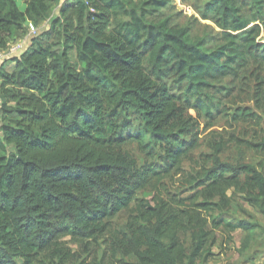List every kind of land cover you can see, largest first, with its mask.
Wrapping results in <instances>:
<instances>
[{
	"label": "trees",
	"instance_id": "trees-1",
	"mask_svg": "<svg viewBox=\"0 0 264 264\" xmlns=\"http://www.w3.org/2000/svg\"><path fill=\"white\" fill-rule=\"evenodd\" d=\"M22 1L24 13L0 0V50L27 21L48 27L0 65V264H66L65 238L90 257L108 247V261L90 264H199L237 230L262 227L243 208L235 219L226 192L264 216V129L246 141L249 161L223 160L218 145L193 205L173 209L152 188L199 146L200 119L261 126L226 101L252 67L264 70V0H204L200 15L220 31L203 34L177 23L174 0ZM131 210L112 235L111 221Z\"/></svg>",
	"mask_w": 264,
	"mask_h": 264
},
{
	"label": "rangeland",
	"instance_id": "rangeland-1",
	"mask_svg": "<svg viewBox=\"0 0 264 264\" xmlns=\"http://www.w3.org/2000/svg\"><path fill=\"white\" fill-rule=\"evenodd\" d=\"M19 3L20 7H23L21 2ZM60 5L57 4L53 7V16L57 15ZM203 5L204 0H192L188 3H183L182 0H174V11L179 13L176 18L177 23L181 26L193 23L195 26L194 32L199 34L212 30L219 32L220 29L212 21L204 20L200 15ZM193 19H197L198 22H195ZM47 27V22L38 28L35 26L29 28L27 26V29L20 34L19 38L14 41L11 40L7 47L20 41L26 42L28 47L32 40L38 36L39 30L46 29ZM259 41L264 43V37L261 36ZM70 58L74 64L77 63L76 51L70 53ZM11 64V62L6 63L8 71H10L8 68ZM250 71L252 72L248 73L245 78L238 82V88L234 97L226 101L227 111H233L238 106L248 107L263 117L261 126L249 123H231L228 118L222 115L216 120L200 119L197 128L201 136L199 146L183 162L179 170L164 180V184L157 183L158 189L155 187L152 188L154 194H162V197L166 201H169L171 208L177 210L179 208L189 207L195 202L200 201V189L197 188L196 182L201 179L204 166L211 165L208 162L212 160L211 155H214L218 145L226 147L223 160L243 162L244 160L249 161L256 157L253 152H249L246 149V141H255L257 136H259L258 133L264 129V90L258 98L259 83L264 79V70L260 66H254ZM258 75H260L259 78ZM176 94H180L179 90L176 91ZM1 104L2 102L0 100V108ZM190 115L197 118L194 111H191ZM130 149L135 155H139V145L137 143H133ZM210 156L211 158L208 159ZM226 195L230 201L232 216L235 219L242 218L241 209L243 208L256 216L258 223L262 227L256 228L254 231L248 233L243 230H237L232 235V241L227 244L225 250H221L218 245L212 246L211 251L214 256L209 262L202 263L200 261L199 264H264V216L257 213L252 206L243 201L240 198V194H235L234 189L227 190ZM131 214L132 210L126 213L122 212L111 221L112 235L118 233V236H120L121 231L132 220ZM184 222H186V219ZM181 239L188 248L189 236L182 235ZM63 242L66 244V248L69 249L66 252V264H90L92 257L103 261H108L110 258V252L105 245L103 248L92 252V257H90L71 238H65ZM186 251L189 252L188 250ZM251 256H253V260L250 259ZM114 264L123 263L114 262Z\"/></svg>",
	"mask_w": 264,
	"mask_h": 264
},
{
	"label": "built area",
	"instance_id": "built-area-1",
	"mask_svg": "<svg viewBox=\"0 0 264 264\" xmlns=\"http://www.w3.org/2000/svg\"><path fill=\"white\" fill-rule=\"evenodd\" d=\"M27 48V43L20 41L8 46L4 50H0V65L6 60L19 57L27 50Z\"/></svg>",
	"mask_w": 264,
	"mask_h": 264
},
{
	"label": "crops",
	"instance_id": "crops-1",
	"mask_svg": "<svg viewBox=\"0 0 264 264\" xmlns=\"http://www.w3.org/2000/svg\"><path fill=\"white\" fill-rule=\"evenodd\" d=\"M16 2H17V6L19 7L20 11L24 13L26 11L27 5L22 0H16ZM19 2H21V5L23 7H20V5H19L20 3ZM26 23H27V26L29 28L34 27V25L31 22L27 21ZM8 69L10 70V72L11 71H14L16 69V64L15 63H12L11 66Z\"/></svg>",
	"mask_w": 264,
	"mask_h": 264
}]
</instances>
